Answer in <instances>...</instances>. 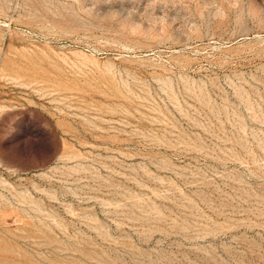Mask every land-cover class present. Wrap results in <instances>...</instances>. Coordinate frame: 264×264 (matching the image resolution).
<instances>
[{
    "label": "rangeland",
    "instance_id": "1",
    "mask_svg": "<svg viewBox=\"0 0 264 264\" xmlns=\"http://www.w3.org/2000/svg\"><path fill=\"white\" fill-rule=\"evenodd\" d=\"M0 264H264V0H0Z\"/></svg>",
    "mask_w": 264,
    "mask_h": 264
}]
</instances>
